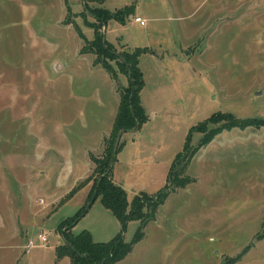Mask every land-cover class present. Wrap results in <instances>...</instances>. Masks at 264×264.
<instances>
[{"label":"rangeland","instance_id":"obj_1","mask_svg":"<svg viewBox=\"0 0 264 264\" xmlns=\"http://www.w3.org/2000/svg\"><path fill=\"white\" fill-rule=\"evenodd\" d=\"M88 5L82 12V0H0V264H13L19 251L26 264H71L55 254L59 225L87 201L97 177L90 157H105L119 91L129 84L114 60L117 79L82 52L78 32L91 40L94 9L124 6L150 19L144 26L128 20L132 14L124 24L109 20L101 31L113 53L148 46L157 56L173 54L139 56L148 118L122 133L127 145L112 167L128 201L164 186L188 136L192 148L218 132L192 157L184 173L192 181L169 193L114 264H264V126L240 127L264 119V0ZM230 120L237 126L226 127ZM111 221L119 223L97 198L61 228L106 242L120 231ZM138 226L128 223L124 241Z\"/></svg>","mask_w":264,"mask_h":264},{"label":"trees","instance_id":"obj_2","mask_svg":"<svg viewBox=\"0 0 264 264\" xmlns=\"http://www.w3.org/2000/svg\"><path fill=\"white\" fill-rule=\"evenodd\" d=\"M103 1L82 0V12L90 10L88 5L90 2L101 4ZM67 10L70 11L68 6ZM94 11L98 23L89 25L93 29V38L88 40L82 33L78 32L85 40V45L81 50L82 52L93 53L95 55L94 63L104 68L113 79H117L116 69L108 62V59L114 60L118 70L127 77L129 84L127 88H120L119 91L117 112L112 129L105 140V159L100 160L93 156L90 157L94 165L93 173L97 177L93 181L87 201L78 209L75 215L63 220L59 225L63 244L55 248V254L57 258L68 256L71 264H114L122 260L131 251L132 246L142 238L143 228L147 222L154 219L157 208L163 204L169 193L177 188L184 187L192 181L184 174L192 157L202 146L208 144L218 132L217 129L209 131L192 148L187 146L190 141L188 136L182 151L175 156L169 167L164 186L148 198L146 197L147 194L143 193L134 195L129 202L126 191L122 186L116 184L112 178L113 163L122 144L119 143L115 152H113V145L120 130L124 132L136 131L148 118L140 103L139 94L144 82L138 67V61L141 54L153 53V51L148 47H135L132 51H125L117 55L111 51L110 43L106 40L104 31H101L102 28L105 29L109 20L124 24L127 17L133 12L132 6H124L114 11L105 8L94 9ZM88 43L90 48L86 47ZM216 114L213 113L209 119ZM231 122L233 121L230 120L226 127L237 126L230 124ZM247 125L264 126V119L248 120L240 124V127ZM193 129H195V126L191 130ZM97 198H99L102 206L110 210L119 221L120 231L113 238L106 242H95L88 230H83L78 234H74L70 230L62 231L63 225L71 228L79 221ZM130 221H138L139 226L131 241L126 242L123 233Z\"/></svg>","mask_w":264,"mask_h":264},{"label":"crops","instance_id":"obj_3","mask_svg":"<svg viewBox=\"0 0 264 264\" xmlns=\"http://www.w3.org/2000/svg\"><path fill=\"white\" fill-rule=\"evenodd\" d=\"M135 17H140L141 19H143L144 20V24H140L139 22H137V21H135ZM148 19H150V18H145V17H143L139 12H134L131 16H130V18L128 19V20H133L135 23H139L141 26H144L145 24H146V22H147V20ZM104 30H106V26H105V29ZM135 47H140V46H135ZM145 47H148V46H145ZM126 48H128V49H132V48H129V47H126ZM159 48H162L163 50H167V49H164L163 48V46L161 45V44H159ZM169 51V50H168ZM171 53V52H170ZM150 54H153V55H155L156 57H161V58H163V57H165V56H173V54L172 55H159V56H157L156 54H154V53H150ZM131 133H135L136 131H130ZM109 135V134H108ZM214 140V138L211 140V141H213ZM127 141V140H126ZM126 141H123V142H121V144H122V146L119 148V150H118V153H117V157H118V155H119V153L123 150V149H125V147H126V145H127V142ZM210 141V142H211ZM130 142H132V143H136V141H135V138H131V141H129V143ZM209 142V143H210ZM208 143V144H209ZM208 144H206L204 147H202L201 149H199V150H202V149H205L206 148V146L208 145ZM198 150V151H199ZM197 151V152H198ZM128 161L130 162V164H132V165H129V168H131L133 165H135L134 163H135V159H131V157H129L128 158ZM112 178H113V174H112ZM113 181H114V179H113ZM115 182V181H114ZM110 211V210H109ZM111 212V211H110ZM112 213V212H111ZM116 218V217H115ZM112 223H111V226H112V228H116V229H118L119 227V223H117V224H115L113 221H111ZM46 244H47V242H46ZM45 244V245H46ZM45 245H43V246H45ZM25 254H26V251H19L18 252V258H16V261H14V263L13 264H26V260L24 259V257H25ZM26 258V257H25Z\"/></svg>","mask_w":264,"mask_h":264},{"label":"built area","instance_id":"obj_4","mask_svg":"<svg viewBox=\"0 0 264 264\" xmlns=\"http://www.w3.org/2000/svg\"><path fill=\"white\" fill-rule=\"evenodd\" d=\"M135 21L139 22L140 24H144V20H142L140 17H135ZM38 236L42 242L41 244L45 245L47 242V238L45 237V235L39 234Z\"/></svg>","mask_w":264,"mask_h":264},{"label":"water","instance_id":"obj_5","mask_svg":"<svg viewBox=\"0 0 264 264\" xmlns=\"http://www.w3.org/2000/svg\"><path fill=\"white\" fill-rule=\"evenodd\" d=\"M123 132H124L123 130H120L118 132L117 138H116V140L114 142V145H113V152H115L117 150V147H118L119 141H120V137H121V135H122Z\"/></svg>","mask_w":264,"mask_h":264}]
</instances>
